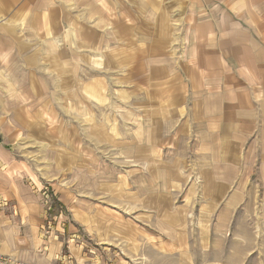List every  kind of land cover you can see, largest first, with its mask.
<instances>
[{"label":"crops","instance_id":"1","mask_svg":"<svg viewBox=\"0 0 264 264\" xmlns=\"http://www.w3.org/2000/svg\"><path fill=\"white\" fill-rule=\"evenodd\" d=\"M67 46L76 57L85 48L105 51L100 56L108 63L119 47L123 61L135 62L130 77L139 78V145L125 144L124 151L134 152L140 164L172 159L156 160L161 168L141 172L146 187L139 184L138 190L157 197L174 187L172 173L166 175L172 185H165V162L173 173L187 175L181 182L189 190L200 182L198 204L211 207L215 217L212 230L199 231L207 240L193 260L191 247L187 264L263 263V236L232 227L235 220L264 221V214H239L258 202L264 207V0H140V6L132 0H0L2 79L10 69H36L42 56L51 59L46 53L52 48ZM54 66L59 70V63ZM18 165L0 145V202L9 201L0 215L38 204L24 200L28 190ZM86 178L91 186L94 179ZM153 199L163 205V197ZM30 216L38 225L44 218ZM4 221L0 216V257L11 264H46L44 237L22 232L13 221L5 229ZM203 254L210 262L196 261Z\"/></svg>","mask_w":264,"mask_h":264},{"label":"rangeland","instance_id":"2","mask_svg":"<svg viewBox=\"0 0 264 264\" xmlns=\"http://www.w3.org/2000/svg\"><path fill=\"white\" fill-rule=\"evenodd\" d=\"M132 1L140 6V0ZM137 8L146 23L144 9ZM84 17L90 24L92 14ZM64 49L52 48L46 53L52 61L42 56L34 70L10 69L0 77V145L13 153L24 174V200L38 201L17 206L16 213L4 210L3 228L13 221L22 232L38 231L49 243L46 264H187L191 247L193 260L207 240L199 231L212 230L215 217L211 207L198 204L200 182L189 190L181 182L187 175L173 173L165 162V185H172L166 176L172 173L174 187L157 197L149 196L150 189L138 190L146 184L141 172L161 168L156 160L172 159L147 158L140 164L134 152L130 158L124 151L125 144L139 145V78L130 77L135 62L123 61L119 47L110 63L102 61V50L97 55L85 48L84 57H76L70 46ZM87 175L94 179L91 186ZM158 197L163 205L154 203ZM1 205L7 207L8 199ZM247 212L264 214V207L258 202L249 211L239 210ZM31 213H42L41 224ZM232 228L258 231L264 245V221L235 220ZM209 258L203 254L196 261ZM0 263L11 264L5 255Z\"/></svg>","mask_w":264,"mask_h":264}]
</instances>
